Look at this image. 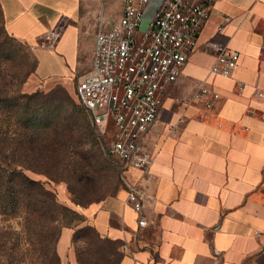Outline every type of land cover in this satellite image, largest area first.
Wrapping results in <instances>:
<instances>
[{
    "label": "crops",
    "instance_id": "0c3cea01",
    "mask_svg": "<svg viewBox=\"0 0 264 264\" xmlns=\"http://www.w3.org/2000/svg\"><path fill=\"white\" fill-rule=\"evenodd\" d=\"M0 3L7 31L25 43L36 46L61 31L54 48H36L27 91L70 85L82 39L96 36L99 0ZM125 3L108 26L119 22ZM212 41L240 52L232 76L211 74ZM89 70L81 68V79ZM204 81L221 95L212 108L197 98ZM150 142L159 151L148 174L129 167L126 187L114 196L74 205L103 237L122 241L120 264H264V0L215 3L183 73L164 92ZM134 185L144 195L145 227L128 201ZM73 234L65 228L58 242L64 264H79Z\"/></svg>",
    "mask_w": 264,
    "mask_h": 264
},
{
    "label": "built area",
    "instance_id": "2783aa9c",
    "mask_svg": "<svg viewBox=\"0 0 264 264\" xmlns=\"http://www.w3.org/2000/svg\"><path fill=\"white\" fill-rule=\"evenodd\" d=\"M154 1L126 0L118 23L100 22L92 67L77 87L95 124L103 132L110 128L113 132L110 154L126 170L134 167L145 174L159 151L150 142V131L159 117L164 92L183 73L218 0H156L144 24ZM60 34L53 29L38 45L54 48ZM210 47L216 56L211 74L232 76L240 52L219 41L210 42ZM197 98L212 108L221 95L204 81ZM128 201L139 213V226H147L145 199L137 185L129 188Z\"/></svg>",
    "mask_w": 264,
    "mask_h": 264
},
{
    "label": "trees",
    "instance_id": "16d2710c",
    "mask_svg": "<svg viewBox=\"0 0 264 264\" xmlns=\"http://www.w3.org/2000/svg\"><path fill=\"white\" fill-rule=\"evenodd\" d=\"M4 79L0 77V216L20 215L25 220L27 231L39 234L44 264H50L52 257L56 264H64L55 244H58L65 228H72V244L77 261L79 264H92L88 255L94 252L92 248L95 242L88 232L93 230L102 242L113 239L103 237L82 212L61 202L55 191L26 173L30 170L42 173L51 180L67 182L72 201L76 204L86 207L98 202L93 198L92 191L98 184H88L92 178L86 174L93 169L95 181L100 174L96 168L99 161L95 158V152L81 148L82 140L92 136L90 123L71 96H68V100L72 105V115L64 116L62 107L65 104L62 105L55 98L53 108L45 112L47 119L43 118L44 115L36 119L29 100L56 94L58 89H66L63 85H57L47 94L34 92L19 95L7 89ZM35 105L38 107V103ZM84 107L91 115L92 126L101 131L89 109ZM81 132L83 134L78 135ZM110 144L106 153L125 172L124 164L110 154ZM72 162H75L72 171L64 175L63 167ZM79 243H84L85 247H80Z\"/></svg>",
    "mask_w": 264,
    "mask_h": 264
},
{
    "label": "rangeland",
    "instance_id": "374dc122",
    "mask_svg": "<svg viewBox=\"0 0 264 264\" xmlns=\"http://www.w3.org/2000/svg\"><path fill=\"white\" fill-rule=\"evenodd\" d=\"M103 5L99 0V10L96 14L97 24L100 23V17L104 16L103 23L108 26V22L114 19L115 15H118V8L121 0H105ZM100 25V24H99ZM96 34V32H95ZM95 38L92 36L82 39V51L79 60V74L76 77H72L70 85H63L66 89H58L56 94L51 96H41L37 100H29L31 102V111L36 113V119L39 116H43L47 119L48 109L53 108V100L59 99L62 105L64 116H70L73 114L72 105L69 103L68 96L74 100L80 106V111L83 117L90 123L89 132L92 133L90 138H84L82 140L81 148L85 150H92L96 153L95 158L99 161L96 166L99 170V175L94 181L93 169L89 170L86 174L88 178H92L88 184L97 183V187L94 191L95 201L105 200L110 196H114L121 188L126 187L127 180L125 172L120 166L108 156L107 148L112 141L113 132L108 129L106 132H101L92 126L91 115L84 105L80 102L76 93L78 83L81 80L80 70L86 68V71L92 67L93 52L95 47ZM0 77H4V83L10 91H15L19 95H25L27 93L40 92L41 94L50 93L47 89L31 90L27 83L31 76L36 72L38 57L36 48L39 45L33 46L21 41L20 39L12 36L6 28L4 13L0 6ZM93 50V51H92ZM91 66V67H90ZM34 71V72H33ZM86 71L84 73H86ZM69 95H68V93ZM14 94V93H13ZM38 103V107L35 105ZM94 128V129H93ZM83 132L78 133L82 135ZM72 162L71 165L63 167L64 175H69L72 171V166L75 165ZM80 167V166H79ZM26 173L37 180H40L45 186L58 195V199L72 207L77 205L78 208L85 207L81 204H76L72 201V197L68 190L67 182L51 180L49 177L42 173L33 172L27 170ZM94 181V182H93ZM70 202V203H68ZM80 206V207H79ZM87 206V205H86ZM75 208V207H74ZM3 232V234H1ZM92 241L95 242L92 248V255H88V259L92 264H120L122 255L121 244L119 240H107L105 242L100 241L98 236L93 230L90 232ZM80 247H85L84 243H79ZM42 243L39 234L36 231H27L25 220L20 215H1L0 216V264H44L42 251ZM58 250V244H55ZM72 249L75 248L72 244ZM91 251V250H90ZM63 262V261H62ZM50 264H56L54 257L50 260Z\"/></svg>",
    "mask_w": 264,
    "mask_h": 264
}]
</instances>
